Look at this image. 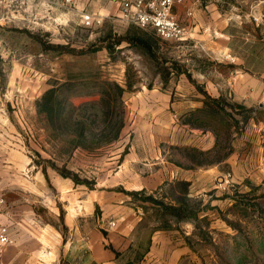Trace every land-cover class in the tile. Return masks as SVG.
I'll return each instance as SVG.
<instances>
[{"label": "rangeland", "instance_id": "1", "mask_svg": "<svg viewBox=\"0 0 264 264\" xmlns=\"http://www.w3.org/2000/svg\"><path fill=\"white\" fill-rule=\"evenodd\" d=\"M83 12L65 0H0V134L20 137L45 165L88 172L92 186L98 179L130 196L129 174L114 169L116 150L124 157L136 138L132 130L115 131L134 118L121 85L136 91L147 84L140 80L146 74L178 69L172 60L166 64L176 57L166 46L173 39L103 18L85 25ZM261 54L264 0H230V60L249 59L264 81V66L256 59ZM232 70L230 64V76ZM253 105L230 107V171L197 181L193 202L166 198L160 189L133 194L138 202L130 206L141 216L134 229L179 230L177 264H264V92ZM83 126L89 128L82 136ZM220 156L202 155L212 162ZM168 202L183 209L167 210ZM130 244L123 243L124 263L136 264L144 243Z\"/></svg>", "mask_w": 264, "mask_h": 264}, {"label": "crops", "instance_id": "2", "mask_svg": "<svg viewBox=\"0 0 264 264\" xmlns=\"http://www.w3.org/2000/svg\"><path fill=\"white\" fill-rule=\"evenodd\" d=\"M48 1L56 0H40ZM121 1L74 3L122 26ZM174 13L186 37L168 41L176 57L166 64L172 60L178 69L168 66L154 76L146 74L140 80L147 84L136 91L121 85V98L134 118L120 134L132 130L136 138L124 157L121 148L116 150L114 169L121 176L129 174L132 195L98 179L92 186L88 172L66 176L45 165L37 149L27 151L28 143L20 137L7 130L0 134V195L6 199L0 206V227L7 226L13 240L0 243V264H127L125 242H131L130 248L144 243L136 264H177L179 230L134 229L141 216L130 206L138 202L133 194L160 189L166 198L173 194L187 205L197 193V181L230 171V107H253L264 81L261 68L251 67L249 59L230 60V0H180ZM256 59L264 66V54ZM213 152L221 156L213 162L203 159ZM165 207L183 209L169 202Z\"/></svg>", "mask_w": 264, "mask_h": 264}, {"label": "built area", "instance_id": "3", "mask_svg": "<svg viewBox=\"0 0 264 264\" xmlns=\"http://www.w3.org/2000/svg\"><path fill=\"white\" fill-rule=\"evenodd\" d=\"M180 0H122L120 18L124 22L135 24L141 28H153L157 34L165 39L182 40L186 37V28L174 13V5ZM67 4L74 0H65ZM100 16L91 12H83L82 21L91 25L100 20ZM6 203L5 197L0 195V206ZM7 226L0 227V243L12 242Z\"/></svg>", "mask_w": 264, "mask_h": 264}, {"label": "trees", "instance_id": "4", "mask_svg": "<svg viewBox=\"0 0 264 264\" xmlns=\"http://www.w3.org/2000/svg\"><path fill=\"white\" fill-rule=\"evenodd\" d=\"M124 125V121H122V123H121V127ZM54 127H55V130H63V129H65V128H62V126H59V125H54ZM121 127H117L116 129H115V131L118 133V130H120L121 131ZM87 129L89 128V126H87L86 127ZM86 128H84V126L82 127V132H81V134H82V136H83V134H84V131H85V129ZM78 129V128H77ZM117 137H118V135L116 134L115 135V137H113V140H115V139H117ZM81 146V143H79V144H77V145H75V147H77V146ZM63 172V174L64 175H66V176H69L70 175V173H68V172H66V171H62Z\"/></svg>", "mask_w": 264, "mask_h": 264}]
</instances>
